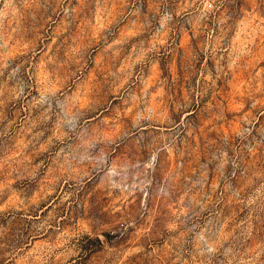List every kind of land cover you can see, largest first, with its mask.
<instances>
[{"label": "rangeland", "instance_id": "374dc122", "mask_svg": "<svg viewBox=\"0 0 264 264\" xmlns=\"http://www.w3.org/2000/svg\"><path fill=\"white\" fill-rule=\"evenodd\" d=\"M0 264H264V0H0Z\"/></svg>", "mask_w": 264, "mask_h": 264}]
</instances>
